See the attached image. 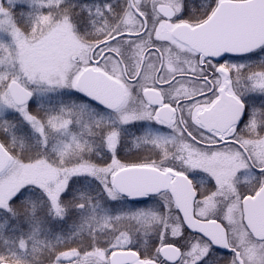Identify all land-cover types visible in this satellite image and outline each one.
<instances>
[{
  "label": "snow or ice",
  "instance_id": "1",
  "mask_svg": "<svg viewBox=\"0 0 264 264\" xmlns=\"http://www.w3.org/2000/svg\"><path fill=\"white\" fill-rule=\"evenodd\" d=\"M0 264H264V0H0Z\"/></svg>",
  "mask_w": 264,
  "mask_h": 264
},
{
  "label": "flooded vegetation",
  "instance_id": "2",
  "mask_svg": "<svg viewBox=\"0 0 264 264\" xmlns=\"http://www.w3.org/2000/svg\"><path fill=\"white\" fill-rule=\"evenodd\" d=\"M129 160H130V161H134V158H133V157H129Z\"/></svg>",
  "mask_w": 264,
  "mask_h": 264
}]
</instances>
